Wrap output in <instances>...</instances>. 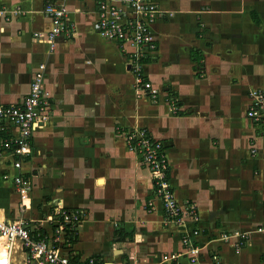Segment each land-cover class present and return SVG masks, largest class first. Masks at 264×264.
I'll list each match as a JSON object with an SVG mask.
<instances>
[{"label": "crops", "instance_id": "1", "mask_svg": "<svg viewBox=\"0 0 264 264\" xmlns=\"http://www.w3.org/2000/svg\"><path fill=\"white\" fill-rule=\"evenodd\" d=\"M58 1L0 0V105L21 103L38 71L51 92L22 168L0 156L2 215L51 236L62 211L80 210L65 245L77 264H264V124L247 116L264 87V0H158L157 47L140 61L156 99L136 83L135 47L98 32L99 0L66 1L75 30L51 50L44 10ZM141 129L164 143L176 200L195 214L167 219L128 146ZM18 131L0 125V143ZM17 174L31 182L25 199ZM10 259L37 264L19 242Z\"/></svg>", "mask_w": 264, "mask_h": 264}, {"label": "built area", "instance_id": "2", "mask_svg": "<svg viewBox=\"0 0 264 264\" xmlns=\"http://www.w3.org/2000/svg\"><path fill=\"white\" fill-rule=\"evenodd\" d=\"M66 1L50 2L44 10L51 18V27L45 35L51 50L56 48L59 36L70 35L75 30ZM15 12H19V9ZM161 14L158 0H99L98 32L110 40L129 43L135 47L132 67L136 83L143 90H149L154 98L157 90L150 88V84L144 79L140 61L146 52L157 47L151 34V25ZM34 35L40 34L35 32ZM251 96L247 116L259 124H264V87L252 91ZM50 99L51 92L44 86L43 72L38 71L31 82L30 91L21 103L0 105V125L12 123L19 129L16 135L0 143V156L7 152L15 156L16 168H22L24 158L32 151L33 133L42 128L49 118ZM126 138L129 149L136 152L149 168L167 219L181 220L184 213L195 214L193 206L183 208L176 200L168 177L169 161L164 143L153 138L144 129L129 131ZM13 180L25 199L26 192L31 189L30 180L22 174L15 175ZM82 217L80 210L62 211L54 232L48 236L39 228H31L25 219L9 220L0 211V235L5 237L7 249L6 254L0 255V264H11L10 253L18 242L27 252L29 262L35 260L37 264H77L65 245L69 231L76 230L82 224ZM223 237L228 240L229 236L224 234ZM239 237L244 239L246 234H240ZM184 241L189 244L188 237ZM240 241L236 244V252L240 250ZM198 250V247L189 249L192 262L196 260ZM164 258L170 264H182L178 255H165ZM87 264H94V260L91 259Z\"/></svg>", "mask_w": 264, "mask_h": 264}, {"label": "rangeland", "instance_id": "3", "mask_svg": "<svg viewBox=\"0 0 264 264\" xmlns=\"http://www.w3.org/2000/svg\"><path fill=\"white\" fill-rule=\"evenodd\" d=\"M150 88H152L151 85H150ZM145 92H146L147 95L150 94L149 90H145ZM152 97H153V96H152ZM153 99H156V98L153 97Z\"/></svg>", "mask_w": 264, "mask_h": 264}, {"label": "trees", "instance_id": "4", "mask_svg": "<svg viewBox=\"0 0 264 264\" xmlns=\"http://www.w3.org/2000/svg\"><path fill=\"white\" fill-rule=\"evenodd\" d=\"M144 60L143 61H149V58H148V56H146L145 58H143Z\"/></svg>", "mask_w": 264, "mask_h": 264}, {"label": "bare ground", "instance_id": "5", "mask_svg": "<svg viewBox=\"0 0 264 264\" xmlns=\"http://www.w3.org/2000/svg\"><path fill=\"white\" fill-rule=\"evenodd\" d=\"M1 236H2V238H3L4 245H5V242H6L5 237H4L3 235H1Z\"/></svg>", "mask_w": 264, "mask_h": 264}]
</instances>
